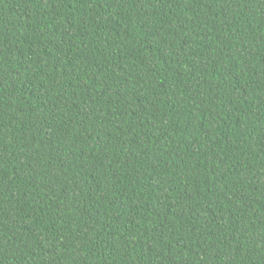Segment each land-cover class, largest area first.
I'll use <instances>...</instances> for the list:
<instances>
[{
    "label": "trees",
    "instance_id": "1",
    "mask_svg": "<svg viewBox=\"0 0 264 264\" xmlns=\"http://www.w3.org/2000/svg\"><path fill=\"white\" fill-rule=\"evenodd\" d=\"M0 264H264V0H0Z\"/></svg>",
    "mask_w": 264,
    "mask_h": 264
}]
</instances>
